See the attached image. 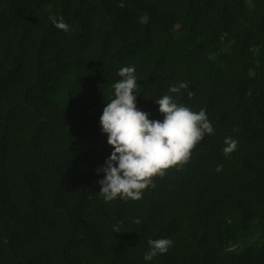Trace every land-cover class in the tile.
<instances>
[{
    "label": "trees",
    "instance_id": "16d2710c",
    "mask_svg": "<svg viewBox=\"0 0 264 264\" xmlns=\"http://www.w3.org/2000/svg\"><path fill=\"white\" fill-rule=\"evenodd\" d=\"M126 66L150 120L171 95L214 133L106 202L100 117ZM0 264H264V0H0Z\"/></svg>",
    "mask_w": 264,
    "mask_h": 264
},
{
    "label": "clouds",
    "instance_id": "9594fccd",
    "mask_svg": "<svg viewBox=\"0 0 264 264\" xmlns=\"http://www.w3.org/2000/svg\"><path fill=\"white\" fill-rule=\"evenodd\" d=\"M52 24L68 32L70 26L61 17H49ZM134 66L122 67L118 71L121 78L112 85L114 98L106 99L107 105L100 117L102 132L107 134L108 144L113 151L106 165L97 169L104 174L99 181L100 194L106 202L118 197L127 201H139L149 187L155 188V178L165 177L171 169H183L192 158L193 150L204 140L205 135L214 133L206 111L199 112L178 104L171 95H164L155 102L163 121L150 120L149 113L137 107L139 88ZM188 82L171 86L170 93L179 94L188 89ZM189 98L193 96L187 92ZM223 153L229 156L238 148V141L228 137L224 141ZM222 165L216 171H222ZM139 224L140 221L136 220ZM119 233V229H116ZM149 251L144 259L151 261L160 254H166L173 246L168 238L149 240Z\"/></svg>",
    "mask_w": 264,
    "mask_h": 264
}]
</instances>
